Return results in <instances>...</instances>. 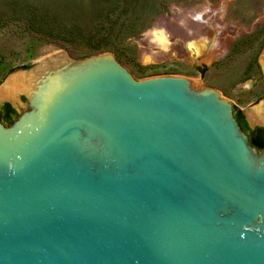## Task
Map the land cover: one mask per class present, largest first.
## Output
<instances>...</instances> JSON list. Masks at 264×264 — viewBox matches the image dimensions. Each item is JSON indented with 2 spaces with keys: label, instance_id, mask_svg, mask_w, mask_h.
Instances as JSON below:
<instances>
[{
  "label": "water",
  "instance_id": "water-1",
  "mask_svg": "<svg viewBox=\"0 0 264 264\" xmlns=\"http://www.w3.org/2000/svg\"><path fill=\"white\" fill-rule=\"evenodd\" d=\"M19 87L27 109L0 121V264H264V147L218 91L62 51Z\"/></svg>",
  "mask_w": 264,
  "mask_h": 264
},
{
  "label": "rangeland",
  "instance_id": "rangeland-1",
  "mask_svg": "<svg viewBox=\"0 0 264 264\" xmlns=\"http://www.w3.org/2000/svg\"><path fill=\"white\" fill-rule=\"evenodd\" d=\"M124 1L0 0V89L56 52L75 59L111 53L135 79L185 76L218 91L251 125L264 118V0H139L127 8ZM112 5L120 7L110 12L107 29ZM31 13L77 25L83 38L60 31L54 19L47 24L52 32L35 31ZM160 32L168 40L164 50L153 35ZM203 42L214 54L206 62L195 53ZM19 96L0 101L21 113L27 107Z\"/></svg>",
  "mask_w": 264,
  "mask_h": 264
},
{
  "label": "trees",
  "instance_id": "trees-1",
  "mask_svg": "<svg viewBox=\"0 0 264 264\" xmlns=\"http://www.w3.org/2000/svg\"><path fill=\"white\" fill-rule=\"evenodd\" d=\"M123 2V1H122ZM125 2V4H127L126 6H124V8H127L128 6H130L132 3L133 4H135V3H138L139 2V0H125L124 1ZM118 4V3H117ZM124 4V5H125ZM117 6H119V5H117ZM117 6L116 5H112L111 7H110V11H109V13H108V16H107V13H106V22H109L108 23V25H107V29L110 27V26H112V24L114 23V20L111 18H109V15H110V12L112 13V12H114L115 10H116V8H117ZM134 6V5H133ZM120 7V6H119ZM101 17H102V15H101ZM30 20L32 21V23H30V27H31V29H33V30H43L42 28L43 27H46V28H48L49 29V25H47V24H49L48 22V19H54V24H61V26H59V27H61L60 28V31H65V32H67V33H76L77 34V36H80V37H82V34H81V29H80V27H78L77 25H70V26H66V25H63L55 16H53V17H51L48 13H45V14H39V15H37V14H35V13H31V15H30ZM38 22H39V25H42V26H38L37 24H38ZM35 23H37V24H35ZM47 25V26H46ZM37 26V27H36ZM52 27V26H51ZM50 27V28H51ZM134 29H132V30H137V29H135L136 27L134 26L133 27ZM50 30V29H49ZM139 30V29H138ZM133 31V32H134ZM50 32H52L51 30H50ZM136 32V31H135ZM48 34H51V33H48ZM83 38V37H82ZM106 48V47H105ZM100 49H103V48H98L97 50H100ZM203 71V70H202ZM2 108H3V111H2V113L0 112V118L3 120V121H5V122H11L12 121V117L15 115V112L13 111V109L11 108V106L9 105V104H7V103H5V104H3V106H2ZM237 113H238V121L240 122V124L244 127V128H247V124H246V122L243 120V117H242V115H241V111L240 110H238L237 111ZM258 129H260V130H264V127H258ZM258 144H256V146L257 147H261V146H263L262 144H261V142H257Z\"/></svg>",
  "mask_w": 264,
  "mask_h": 264
},
{
  "label": "bare ground",
  "instance_id": "bare-ground-1",
  "mask_svg": "<svg viewBox=\"0 0 264 264\" xmlns=\"http://www.w3.org/2000/svg\"><path fill=\"white\" fill-rule=\"evenodd\" d=\"M154 35V39L156 41V43L158 44L159 47H161L163 50L166 48V45L168 44V40L166 39V36L160 32V33H156L153 34ZM188 45V43H187ZM186 45V46H187ZM190 45V44H189ZM197 45V44H196ZM191 47V46H190ZM196 49H198V52L195 51V53L197 54V56H201L203 61H207L209 60L210 56L213 54L210 51H207V49H205L204 47V42L201 44H198V46H195ZM193 48V47H192ZM195 49V50H196ZM167 50V49H166ZM214 55V54H213ZM191 57V56H190ZM196 58V57H194ZM192 59V58H190ZM18 76V75H17ZM20 76V75H19ZM24 76V74L22 75V77ZM22 77H14L12 79H10L1 89H0V99L1 98H11L15 96V94L20 90L19 87V82L22 80ZM261 107H264V105H260ZM252 114L254 116H256L257 114V110L256 109H252ZM257 117V116H256ZM261 117V115H260ZM259 119V118H258Z\"/></svg>",
  "mask_w": 264,
  "mask_h": 264
},
{
  "label": "flooded vegetation",
  "instance_id": "flooded-vegetation-1",
  "mask_svg": "<svg viewBox=\"0 0 264 264\" xmlns=\"http://www.w3.org/2000/svg\"><path fill=\"white\" fill-rule=\"evenodd\" d=\"M264 50V46H263V48H262V51ZM19 98L21 99V100H25L24 99V96L23 95H20L19 96ZM5 103H7V104H9L10 106H11V108L13 109V111L15 112V115L12 117L13 119H12V121L18 116V112H17V110L11 105V103L9 102V101H3L1 104H0V112L2 113V111H3V108H2V106H3V104H5ZM234 106V105H233ZM238 110H240L238 107H236V106H234L233 107V113H234V117H235V119H236V121H237V123L239 124V127H240V129L247 135V138H248V141H249V143L255 148V149H260V148H262V147H264V130H260V129H258V127H264V125H254V126H251L250 125V122L248 121V119L246 118V116H245V114L241 111V115H242V117H243V120L246 122V124H247V128H244L241 124H240V122L238 121V113H237V111ZM261 114H263L264 115V110L263 111H261ZM262 115V116H263ZM0 121L2 122V123H4V124H10L11 122H5V121H3L1 118H0ZM257 142H261V144L263 145V146H261V147H257L256 146V144H258Z\"/></svg>",
  "mask_w": 264,
  "mask_h": 264
},
{
  "label": "clouds",
  "instance_id": "clouds-1",
  "mask_svg": "<svg viewBox=\"0 0 264 264\" xmlns=\"http://www.w3.org/2000/svg\"><path fill=\"white\" fill-rule=\"evenodd\" d=\"M262 220H264V217H261Z\"/></svg>",
  "mask_w": 264,
  "mask_h": 264
}]
</instances>
